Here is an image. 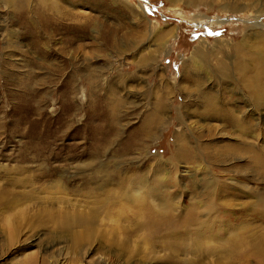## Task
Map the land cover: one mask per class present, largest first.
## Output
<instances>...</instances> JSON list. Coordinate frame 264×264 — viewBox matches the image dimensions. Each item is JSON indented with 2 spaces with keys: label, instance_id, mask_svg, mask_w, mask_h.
Wrapping results in <instances>:
<instances>
[{
  "label": "rangeland",
  "instance_id": "1",
  "mask_svg": "<svg viewBox=\"0 0 264 264\" xmlns=\"http://www.w3.org/2000/svg\"><path fill=\"white\" fill-rule=\"evenodd\" d=\"M255 52L264 60V0H0V169L37 194L0 213V264L132 263L109 245L136 207L100 208L89 246L69 216L42 213L57 186L78 204L93 178L98 195L117 174L159 168L179 210L225 180L235 206L250 200L248 188H264L247 151L264 152Z\"/></svg>",
  "mask_w": 264,
  "mask_h": 264
},
{
  "label": "bare ground",
  "instance_id": "2",
  "mask_svg": "<svg viewBox=\"0 0 264 264\" xmlns=\"http://www.w3.org/2000/svg\"><path fill=\"white\" fill-rule=\"evenodd\" d=\"M255 54L252 55L253 57L250 56L251 61L264 62L261 53L255 52ZM263 83V74L258 81L253 82L257 85ZM253 94L257 95L260 103L264 101V89L254 91ZM248 149V153L252 156L251 166L256 170V175L264 176V152L260 156L259 150L257 148L255 150L253 145H248ZM177 155L179 158L184 154L178 152ZM1 169L0 213H9L24 205L23 198L35 199L36 191L24 192V189L14 188L15 184L8 179L12 171L7 168ZM17 172L22 174V171ZM161 174L159 168L154 171L153 177L143 173L134 176L117 174V183L113 182L115 188L104 190L98 195L95 193V187L90 189V182L94 183L93 178L85 182L82 187L83 190H89L87 192L90 196L86 197L87 200L77 202L78 204L67 201V193L70 191L67 187L57 186L54 191H47L52 192L55 197H43L38 202L39 205H47L45 209H41L43 214L44 212L51 216L55 214L63 219L69 216L73 225L81 227L88 235L89 246L94 242L90 239L94 238L93 225L98 221L96 216L99 215L100 208L103 207V212L104 207L112 209L119 206L120 213L125 215L126 207H136L134 214L123 217L124 219L121 220L124 222V224L121 222L123 225L119 221L121 225H115L113 229L118 236L122 235L124 238L119 236L117 242L109 245L110 247L114 245L119 257L124 254L125 249L129 250L131 254L127 262L131 260L130 264H220L221 259L227 256H231L233 260L241 259L243 262L252 257L260 264H264V188L261 190L248 188V192L245 193L250 200H237L238 204L235 206L233 202L236 200L231 198H237L240 194L231 193L232 182L224 179L220 191L217 190L221 202L216 197L215 187H211L204 204L201 205L200 201H192L183 210L181 208L179 210V201L172 199L168 191L162 189L160 179L156 178ZM150 177L154 180L153 183ZM239 181L236 182V186L240 185ZM20 182L21 180L16 186ZM102 187L101 185L100 188ZM63 199L70 205L58 211L56 203ZM34 202L36 204L37 200ZM118 203L120 205H117ZM80 241L84 242L83 232L76 234V242L79 244ZM80 246L74 245V249L77 251ZM34 259L35 257L32 256L31 260Z\"/></svg>",
  "mask_w": 264,
  "mask_h": 264
}]
</instances>
